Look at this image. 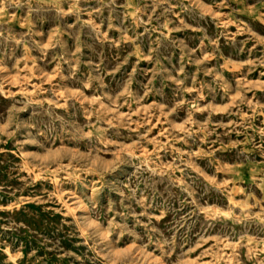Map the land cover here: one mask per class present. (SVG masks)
Segmentation results:
<instances>
[{"label": "rangeland", "instance_id": "obj_1", "mask_svg": "<svg viewBox=\"0 0 264 264\" xmlns=\"http://www.w3.org/2000/svg\"><path fill=\"white\" fill-rule=\"evenodd\" d=\"M0 264H264V0H0Z\"/></svg>", "mask_w": 264, "mask_h": 264}]
</instances>
